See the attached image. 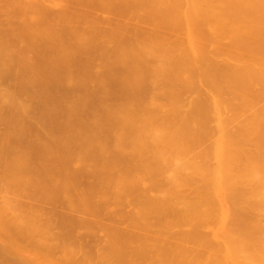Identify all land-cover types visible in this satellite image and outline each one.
I'll list each match as a JSON object with an SVG mask.
<instances>
[{"label":"rangeland","instance_id":"obj_1","mask_svg":"<svg viewBox=\"0 0 264 264\" xmlns=\"http://www.w3.org/2000/svg\"><path fill=\"white\" fill-rule=\"evenodd\" d=\"M21 1L22 4H25L27 0ZM34 1L40 2L39 4H41L42 9L40 13L33 14L23 11L17 3L3 4L0 7V38L3 39L6 45L5 47L10 48V53L12 55V61L10 62H3L0 60V264H264V233L259 232L258 234L257 232L256 235L248 236L233 235L230 233L229 228V213L235 210L242 215V219L246 221V223L254 224L257 222L260 223L264 229V183L254 179L246 172L244 161H237L233 164H229L227 171L220 176L225 178L229 183V188L225 189L221 187V184L218 182L220 178L217 180V178L214 177L212 171L213 166H211L216 138L222 134V132H235L237 130L236 126L239 123L244 122V120L252 116L259 117L263 115L264 97H249L248 100L250 102L246 107L240 108L238 115L233 117L229 111L221 110L216 112L215 106L211 102V96H203L196 93L197 91H202L200 88H193L197 90L195 92L191 90L192 88H187V86L185 88V82H182V86V83L178 81L181 87L176 82L175 87L177 91H175L176 89L174 88V91L172 90L173 92H169L171 89L167 90L168 92H163L165 89H163V91L162 89H160L161 91H155V87L152 88L151 86L138 90L139 92L137 93L130 94H119L112 90L104 91L100 82L101 69L99 67V61L101 60L102 64L107 63L105 61H108L110 56L108 60H106V58L104 59V57L107 54L111 55L109 51L113 49H117L118 53L122 52L121 55L118 56H126L127 54L124 51L129 47V44H126L128 45L126 47L125 43L121 42L124 38L121 40L122 36L115 32L118 30H115L116 26L114 27L112 24H118L115 23V21H122V24L125 22L122 25L124 28L121 27V23L118 24L123 30L118 28V26L117 28L121 30L118 31V33L123 32L125 38L128 37L127 39H130L129 36L136 34L135 29L139 28L138 30H140V33L146 35V37L143 36L144 39H141L142 41L145 40L150 33L147 26L149 27L152 23V19H147L151 20V23L148 21L150 24L147 25L148 22L144 23L141 17L144 23L142 27L144 26L143 28L144 30L146 29V33L148 29V34H146L145 31L141 32L143 28L139 27L136 20L133 19L135 18L133 16H136L138 13L135 12L137 9L135 10L134 7L135 11H133L129 7L130 2L134 0H130V2L128 0H123L124 2H122V4L121 2L118 3L120 4L118 6L122 5L123 7V3L126 1L129 2L127 9H129V12L132 10V12L135 13H128V15H131L128 17L130 20H128L127 15H125L128 11H125V13L124 11L121 12L122 9L117 6V10H121L120 12L122 15H120L118 14L120 12L117 11V13L114 11L116 10L115 8L111 10V7L109 8V0H103L102 5H105L104 7L107 8L102 7L101 10L99 6L97 8V6L92 4H88V6L84 4L81 5L75 0L74 2L72 0ZM115 1L116 0H113V2ZM153 1L151 2L153 3L155 11L157 10L156 12L160 14L159 10L161 9L163 13L165 10L162 9L164 8L157 7L159 6L158 2L164 0H156L155 3H158L157 7V3L155 4ZM168 1L166 2L168 3ZM171 1L173 2V0ZM210 1L212 2V0H190L189 2L187 1L188 4H186V0L185 2L181 0L182 3L184 2V4H182L180 0H177V3L180 2V5H185V7L187 5L189 6V3L191 4L190 6H193V3V8H195V6L200 7L201 11L199 7L197 10H193L190 6L188 7L191 9H189V12L192 11L191 13L193 14L194 12L197 13V15L194 14L193 16L190 15L191 13L187 16L188 8H183L184 11H186L185 16V13H183L186 19L189 16L194 18L197 16V20H200V18L208 20L210 18L211 22L212 18L209 17L210 15L208 14V16H206L207 11L211 13L213 10L216 15L218 14L217 12L222 11L220 8L223 7L230 12L229 8H227L229 6L226 0H223L224 3L221 0L223 5L221 2H218V6L220 4L222 5H220L221 7L219 6L220 8L217 7L219 11H217V8L213 7L215 4L212 2V5ZM227 1L232 2L233 0ZM234 1V4L238 3L236 5L237 7L235 5L231 7L233 10L235 8L236 11V8H238L243 1ZM262 1L260 5H258L259 3H255V5L260 6L259 8L261 9L262 7L264 8V5H262L264 0ZM151 2L149 3L151 4ZM239 2H241V4ZM250 2L251 1H249V3ZM133 3L131 2L132 5H136V0ZM162 3L160 2L165 8L169 7H166V5L171 4L170 2V4ZM177 3H172L173 5L171 6L174 7ZM228 3L229 5L233 4L230 2ZM244 3L248 5V8V2L246 3L245 1ZM244 3L239 6V9L241 7V11L242 8L245 7ZM145 4H147V2ZM139 5L141 9L138 8ZM148 5H145L146 11L150 9ZM224 5L226 7H224ZM181 6L179 9H177L178 5L174 7H177V11H173L175 12L173 15L183 12ZM251 6L256 9L254 10L251 8L252 11L257 12L256 7L258 6H254V3L251 4ZM124 7H126V5H124ZM136 7L138 11L140 10V14L141 11H145L143 8L144 6L140 3ZM147 7L149 8L147 9ZM153 7L150 11H153ZM213 8H215L216 11ZM251 9H247V12L243 11L240 14H244L245 12V16H248L247 13L250 12V17L248 16L247 18H251L253 14L256 15L252 17L254 23L251 21L252 19L249 21V24L252 23V28L248 27L249 24L247 25L245 24L246 22L243 21V18H245L244 15H242L241 19L237 18L239 10L235 15L238 20L233 16V18H231L232 20L234 19L235 22H228L232 28H229L227 18V20L224 19L226 20L225 22L221 18L219 20L220 22L218 20L216 21L215 18H213V20L216 22V25L218 24L217 27L220 26L224 29L228 27V33L226 30H223L226 34L232 33L227 36L229 40L233 38L234 40L232 41H236L239 39V35L237 37V34H244L246 32L243 35L246 39L240 36V40L242 39L241 41H243V44L240 43L244 46L245 41L254 33L250 31L251 34L246 35L250 33L248 32L249 28L254 30L253 28L255 26L253 27V24H258L255 30L256 28L259 29L261 25H259V23L264 22L261 21L264 19V12L259 9L260 12L258 11L259 13L256 14V12L252 13L250 11ZM198 10L201 15L197 12ZM227 10L226 13L229 14ZM233 10L232 12L235 14ZM145 12H142V15ZM154 12H151L152 15ZM156 12L155 15L157 14ZM202 12L204 14H202ZM214 12H212V14ZM220 12L217 17H221L220 15L222 13L220 14ZM261 12L262 14H260ZM123 13L125 18L121 17ZM149 13L147 12L145 15L148 16ZM162 13L161 15L157 14L160 20V16L163 15ZM169 13H171L169 14L171 15L170 18H173L172 12ZM116 14L120 15L118 17L122 18L121 21H118V19L121 18H118ZM167 14L168 12L166 13L165 11L162 17L167 16V18H169ZM227 14L222 15L224 17ZM240 14L238 15L239 17H241ZM258 15L263 19H261L260 22L255 19L258 21L256 23L254 18L257 17V19H260ZM147 16L145 17L147 18ZM149 16L151 17V15ZM180 16L182 17V14ZM153 18L155 21L156 19L154 16ZM170 18L168 22H170L169 25H172ZM194 18L191 19L194 20L196 25L199 20H196V23ZM125 19L129 21H127V24ZM159 19L157 18V20ZM144 20L146 22L145 18ZM204 20L203 22H205ZM132 21H134V23H132ZM154 21L153 24H151L152 26L150 25L152 30L154 27L153 25H155ZM183 21L178 19L177 22L172 23H174V25L178 23V26L185 30L186 25H182L185 23ZM191 21H188L187 25ZM236 21L242 22L237 23ZM138 22L140 24L142 23L140 21ZM161 22L162 21L159 23ZM201 22H199L201 27L204 25V28L206 26L209 30L212 28L214 32L220 28H216V26L213 28L212 25L215 24L214 22L212 25L209 22L206 25L201 24ZM243 22H245L244 28H248L246 31L244 29L242 31V28L241 30L239 29L240 26L238 25H242ZM163 23L164 21L161 24ZM179 23L181 24L179 25ZM232 23H237L239 30L234 27L236 24L232 25ZM161 24L159 26H161ZM192 24L190 25L194 28L193 30L199 28H195L197 25L194 26V24ZM209 24L211 28L207 27ZM178 26L176 27L178 28ZM188 26L186 27L187 30H189ZM111 27H114L113 30L115 31H113V33L115 32L114 35L117 34L116 36L121 41H117V38L112 37V31H108V29L112 30ZM241 27H243V25ZM40 28H44L45 31H48L49 35H47V33L38 34L37 30ZM131 28L134 30V33ZM155 28L156 27H154V30L158 31L157 34L159 35V29L157 28L156 30ZM177 28L174 26L175 30H177ZM234 28L237 30L234 31ZM263 28L262 26L260 30H263ZM104 29L107 31H104ZM167 29L163 30L166 31L165 34L162 32L160 35L163 34V36L165 35L167 37L166 33H168L169 35L167 38L169 39L171 38V34L175 37L178 36V34L187 32H181V30L178 29L177 33L173 31V34L172 32L170 33V28ZM191 29L190 31H192ZM200 29L201 28L198 30L202 31ZM207 30L206 33H203V31L202 33L198 32L199 36H201L200 34L207 35ZM209 30L208 32L210 33L212 30ZM219 30H221L219 32L221 34L222 29L220 28ZM190 31H188V34ZM258 31L256 30L255 33ZM195 32L197 33V31ZM225 32L223 33L225 34ZM91 33H101L102 36L111 33L112 36H109L112 38L109 39L113 40L115 38L117 41L113 44V42H115L114 40L113 42L109 41L111 42L109 43L107 40L108 38H104L107 40L104 43L102 38L103 45H109L106 49H110L109 51L105 50L107 54L103 55V58L99 57V50H93L88 55V58L83 54L81 60H61L56 62V60L52 61L54 54L44 49L47 41H58L61 39L62 43L66 45L67 39L71 34L84 36ZM154 33L156 34V32H153L152 37L155 36ZM193 33L194 31L190 35L195 37ZM215 33L210 34V38H208V36L202 37H207L209 44L204 41H208L207 39L202 40L206 44L200 42V44L202 43L201 45L207 46L208 44V46L211 47L210 49H208L209 47L205 49L204 46L198 45L197 41L201 38L195 41V39L191 37L192 44L195 41V45L204 47L203 50L208 51L204 52L201 48L197 49V46L194 47L195 45L193 44V47L196 48V54L194 49L192 51V47H189L193 52V54H190L192 56L188 54L192 58L186 57V52H188L189 48L185 51L188 45L183 47L182 41L186 42L185 37L183 38L184 34L179 35L183 38V40H181L178 36L180 39L177 40L181 42L179 46L182 44V48H186L183 50L180 46L183 52L185 51V53L179 51L181 52V56L183 55L184 57L186 55L184 58H188L189 61L190 59L192 61L193 57H195L196 60H194L198 65L202 66L204 64L203 68L205 71L210 69H206V67L211 64V61H207L206 63V60L202 58L204 57V59H206L207 56V59H210V57L214 58V56H216L217 53H215V55L212 53V51H215L212 50V45L215 43ZM220 34H217V36L219 35L220 37ZM256 34L254 36H256ZM139 35H137V37ZM212 35L214 36L211 37ZM222 35L223 34H221V37L224 38L225 35ZM232 35L234 37H231ZM258 36H260V34H258ZM258 36L257 39H255V37L252 39L258 41ZM135 38L136 36L132 39L135 40ZM159 38L160 36L157 37V40ZM167 38H165V40ZM187 38L190 41V36H187ZM211 38L214 41H210ZM220 38L217 42H221L223 38ZM154 39L156 38L154 37ZM228 39L226 40L229 41ZM130 40L129 42L131 45H134ZM159 40L162 41L161 39ZM171 40L174 41V39ZM188 40L186 44L189 43ZM223 40L222 43L224 45L221 43V46L224 48L227 43H230L224 42ZM250 40L246 43L247 45L252 43ZM124 41L127 40L125 39ZM152 41L151 43L153 45L154 41ZM149 42L150 41H148V43L144 42L145 46H142L146 48L142 47V50L149 49ZM163 42L165 43V41ZM169 42L171 44V41L168 40V42H166L167 44L165 43L163 47L166 48ZM217 42L216 45H218L217 47L219 48L220 44ZM259 42L263 43L264 41L262 42V39L258 41V44L263 48L264 43L262 46ZM134 43L136 44L135 41ZM210 43L213 44L211 45ZM235 43H238L239 47L241 46L239 42ZM146 44H148L149 47H147ZM160 44L155 45L157 48L155 50L165 49H161L163 47ZM174 44L177 43L174 42ZM174 44L172 42V45ZM192 44L190 41V45ZM137 46L139 47L141 45ZM137 46H133L134 49L132 50L130 49L132 47L128 49H130V51H136L139 49H135ZM153 46L151 48H153ZM157 46L161 48L158 49ZM215 46H213V48ZM249 46L256 47L257 43L256 46ZM177 47L175 51L166 49L170 52H177V50H180ZM226 47L224 48L225 50L228 49H226ZM234 47H237L236 44L233 48ZM218 48H216L217 52L220 50ZM229 48V50H232V42ZM250 48L251 47H249V49ZM104 49L105 47H103V51ZM237 49L239 48H236V52L238 53H244L243 51L247 50L246 48H243L244 50L242 51H238ZM155 50H150L154 51L153 53L147 50V53L157 62L160 59L164 60H160L158 63L168 61L165 63H168L167 65L172 68L171 63L175 59V53L173 54V52H171L173 54L171 57L172 54L169 53V51V54H167L166 50V59H162V54L164 53L160 51L158 55L157 52L155 55ZM200 50L204 52V54L208 53V55L210 52L209 50H211L212 55L203 56L204 54L201 52V55L203 54L201 58L200 54L197 55ZM229 50L227 51L228 53L221 50V52L223 51L222 55L218 52L217 56L219 57H215V61L212 59L214 64L209 66L211 69L212 66H217L216 68L219 69L222 60L224 59V62L226 60L224 63L226 67L222 64L223 68L219 70L213 68L214 71L220 75V71L224 72L230 70L229 72H231L235 64L237 62L240 63V61H237V58L240 59L241 54L237 57L234 53L233 57L237 58L233 60L232 54H229ZM233 50H235V48ZM114 52L116 53V51ZM142 52L143 51H141L140 54ZM224 52L226 55L228 54L230 56V59L237 62L234 63L229 61V59H225L228 55L224 57ZM255 52L256 51H253L254 54L252 55L247 53L250 57H246V53L243 54L245 59L241 56L244 60L249 58L247 60L248 62L245 61V63L249 65L246 66V64L240 63V68L237 67L240 64H236V67L242 75L239 72H237V74L244 76L243 79L248 75V79L252 76L253 80H255L256 78L254 79V77H257V74H259L257 72L261 67L256 69L257 67L255 68V65L257 66V64L253 66V64L256 63L254 61L258 60L259 62V55H257V52L255 55ZM258 52H261V50ZM263 52L262 49V54H260L264 57ZM138 53L139 52H137V54ZM147 53H142V57L144 54V58H146ZM250 53L252 52L250 51ZM135 54L133 53V57ZM137 54L135 56H137ZM149 54L147 58L151 59ZM177 54L178 52L176 55ZM194 54L199 56L202 60H199ZM220 55L223 56V59L220 58ZM253 55L256 56V59L251 58ZM118 56L114 55V57ZM155 56H157V58ZM167 56L172 58H169L172 60H170L171 63L167 60ZM126 57H118L121 59L118 60V62L124 61ZM133 57L130 56V60L129 58L127 59L130 61L127 62L129 64L122 61L126 63L125 66L130 65L129 67L127 66V69H129L128 74L125 72L122 73L121 70L123 71V69L120 67H118L120 71L113 67L114 69L112 70H116L117 72H115L114 76L118 74L117 77L121 78L123 74H127V78L148 77L149 79L147 78V80H150L152 76L155 77L153 72L156 71L158 67L156 62L152 64V59L150 60V65H152V67L155 65L156 68H152L151 66L148 67V64L146 65L148 62L143 63L148 69L151 67L150 72L147 69L144 73L143 69L146 67L144 66L145 68L142 69L143 65L141 62L149 60L147 58L143 60V58L139 56ZM158 57L161 58L159 59ZM183 57L179 58L182 60L184 59ZM136 58H138L139 61L142 59L140 62L136 60V62L142 65V67L140 66L143 70L140 69V72L142 71L144 74L142 76H137L140 72H137L138 69L136 66L138 63L135 64L136 62L133 61ZM179 58H176L178 62L180 61L184 65L188 64L186 62L187 60L184 61V59L183 61L185 63H183ZM219 58L222 60H218ZM250 58L251 60L254 59V61L252 60L254 63L251 62ZM242 59H240L241 62H244ZM115 60L117 61V59L114 58V62H116ZM197 60H199V62L203 61L204 63L199 64ZM227 60L231 63L227 62ZM84 61H91L90 64L93 75L89 78L82 76L80 73L86 65ZM111 61L113 62L112 59ZM131 61L133 62V69H137L135 72L131 70ZM177 61H173V63ZM216 61H220L221 63H217ZM249 61L254 68L251 67ZM263 61L264 59L260 61L259 65H262V63L264 64ZM215 62L217 63L216 65ZM108 63L111 62L108 61ZM165 63L162 65H165ZM190 63L188 65H190V69H192L191 73H193L192 75L194 76H192V79L195 80V77L197 78V76H195L197 70L195 69L196 65H194V62L191 63L192 66H195V68L193 67L195 69L193 71ZM113 64L111 63L110 65L114 66ZM116 64L123 65L117 62ZM177 64L178 63H175L176 66ZM230 64H232L233 67L229 69L228 67H231ZM103 65L102 71L105 69L107 70V68L110 69V67H107L109 64L105 65L107 68H103ZM198 65L197 68L199 67ZM244 65L247 68L250 66L251 69H247ZM165 66H160L161 70L158 67L159 70L156 71V75L159 71L161 73L163 68L164 73L158 74L163 77L164 75L162 74H165L164 79H167V75L171 74L167 80H170L172 76L173 80L175 79L174 76L181 79V77L187 76L185 72L189 69V67L186 66L185 69H187V67L188 69L182 70L178 65L177 67L181 70L180 73H182L180 74L174 72L178 68L174 69V71H170V69ZM176 66L173 64V68ZM164 67L170 71V73L167 72L166 74L165 72L167 70L165 71ZM244 67L247 71L242 69ZM182 68L184 69V67ZM237 68L235 72L238 71ZM125 69L124 71H126ZM199 69L201 70L202 68L200 67ZM106 70L103 72L109 74L107 77L110 76V73H112V75L114 74L111 69L110 72ZM200 70L198 74L203 73H200ZM249 70H253L252 73L254 74L255 72L256 74L254 76L250 75V73L248 74ZM261 70L262 69H260V71ZM132 71L135 75H132ZM205 71L204 74L207 73V75H209L208 72ZM118 72L122 75L120 76ZM226 72L223 73L225 75L228 74L226 76L230 74H232L230 76H237L235 73V75H233L234 71L231 73ZM129 73H131V75ZM187 73H190L189 70ZM263 73L264 68L261 71V74L264 76ZM204 74L200 75L199 79L203 77L205 79ZM219 74L216 75L219 76ZM112 75L110 77H113ZM262 75H259L257 79L259 80ZM187 77L191 78V75L189 74ZM210 77L211 76L208 78ZM124 78L122 77L121 79ZM155 78H159L160 81L163 80L159 75ZM189 78L186 79L185 77L182 81L192 80ZM156 79L153 78L152 80ZM175 80L177 81V79ZM148 88H152L153 90L145 91L146 89L148 90ZM181 88L182 91H180ZM156 89L159 90L158 87H156Z\"/></svg>","mask_w":264,"mask_h":264},{"label":"bare ground","instance_id":"obj_2","mask_svg":"<svg viewBox=\"0 0 264 264\" xmlns=\"http://www.w3.org/2000/svg\"><path fill=\"white\" fill-rule=\"evenodd\" d=\"M72 1L74 2V0H72ZM75 1H78L77 3H79V4H81V5L84 4V5H87V6H88V4H89V5L92 4V5L97 6V8H98V6H99V9H100V10H101L102 7L105 6V5H104V6L102 5L103 0H75ZM128 1L130 2V0H128ZM128 1H126V2H128ZM140 1L142 2V1H146V0H140ZM140 1H139V0H136V5H132V4H131V2L133 3V2H135V0L130 2V6H129V7H130L133 11H135V10L137 9V11H135L136 13H137V12H138V13L140 12V10L138 11V8L141 9V6H140V5H139L138 8L136 7V6H138L139 3H140L142 6H144L143 8L145 9V7H146L145 5H148V3L151 2V1H153V0H151V1H150V0H147V1H146L147 4H145L146 2H142V3H144V4H142ZM155 1H156V0H154L153 2L155 3ZM157 1H159V0H157ZM166 1H168V0L159 1V2H158V3H159V6H158V3L156 2V3H157L156 7L158 6L157 8H164V9H162V10H165L166 13L168 12L167 15H168L169 18H170L171 15H169V14H171V13H169V12H172V15H173V13H175V12H173V11H177V10H176L177 7H176V8H174V7L178 5V8H177V9H179L180 6H181V5H180L181 0H180V2H178V3H177V0H175V1L173 0V2H172L171 0L168 1V3H169V2L171 3V4L169 3L170 5H166V4H165L166 7H167V6L170 7V8L167 7V8H169L168 10H166L167 8H165V6H162V5L160 4V2H161V3H162V2L167 3ZM178 1H179V0H178ZM182 1H183V0H182ZM187 1L189 2L190 0H186V4H188ZM193 1H197V0H193ZM215 1H216V3H215ZM215 1L212 0V2L215 4V6L213 5V3H212L211 1H210V2L212 3L213 7L217 8V7H219V6L221 5V4H220V5L218 6V4H219L218 2H221V3H222L223 0H222V1H221V0H220V1H219V0H218V1L215 0ZM233 1H234V0H233ZM233 1L231 2V1H227V0H226L227 5L229 6V7H227V8H229V11H230V12H228V10H227L226 8H223V7H222L223 9L220 8V7L223 5L224 1H223L222 5L219 7L220 10H222L223 12H222V11L220 12V11H219V8H217V9H218L217 11H219L220 14L222 13L223 15H224V14H227V13H226V10H227V12H228L229 14H227L226 16H224L225 18L223 17L222 14L220 15L221 17L218 16V17H219V18H218L217 15H219V12H217L218 14L215 15V12H214L213 10H212V12H214L213 14H212V12L210 13L209 11H207V12H206L207 15H206V13L203 11V12L205 13L206 16H208V14L210 15L209 17L212 18V19H211V22H210V18L208 19L209 21H208V20H204L203 18H202V19L200 18V20H201L202 22H203V20H204L205 22L202 23V22L198 19L199 22H201V24H205V25L208 24V22L211 23V25L215 23L214 25H212L213 28H214V26H216V28H218V27H220V26L217 27L218 24L216 25V22H214L213 18H215L216 21H217V20L219 21L220 18H221L222 20H224V19L227 18V19H228V20L226 19V20H227V23H228V22H233L234 19L232 20V18H233V16H234L235 19H236V16H235V15L237 14V11H238V10H239V12H238L239 14H240L241 12H243V11L247 12V9H251V8L254 9V10H256L254 7H252L253 5L251 6V4L254 3V6H258V5L261 4V1H262V0H261V1L259 0L260 2L257 0L259 4L257 3L256 0H253V1H252V0H249V1L252 2V3L250 2L251 4L249 3L248 0H239V1H243V3L246 1V3L248 2L249 7L251 6L250 8H249V7L247 8L248 5H246V4L244 3L246 8H245L244 6H243V7H244L246 10H245L244 8H242V11L240 10L241 7H240V9H239V6L243 5V3L241 4V2H239L241 5H239L238 8H236V11H235V8H234V10H233V8H232L231 6H234V5L236 6L238 3H237V4H234ZM106 2H108V1H106ZM109 2H110L109 8L111 7V8H110L111 10H112L113 8H115L116 10H114V11H116V12H117V11L120 12V11H121L120 9L117 10V8L120 7V8L122 9L121 12L124 11V13H125V11H128V12L125 13V15H127V18H128L129 16H131V15H130L131 13H134V12H132V10L129 12V9H127V8H128L127 6H128V4H129V2H128V3H126V2L123 3V7H122V5H121V6H118V5H120V4H118V3L121 2V4H122V2H124L123 0H118V1L116 0L115 2H113V0H112V1L109 0ZM109 2H108V3H109ZM112 2H113V3H112ZM175 2H176L177 4H176L174 7L171 6V5L175 4ZM184 2H185V0H184ZM184 2H183V3L181 2V3L184 4ZM228 2H230L231 4L233 3V4H232V5H229ZM234 2H237V1L235 0ZM262 2H263V1H262ZM11 3H17V4H19V7H20L23 11H27L28 13H33V14H34V13H40L41 10H42V9H41V4H39L40 2L38 3V1H34V0H27L25 4H22V1H21V0H0V7H1L3 4H11ZM75 3H76V2H75ZM111 3H112V4H111ZM156 3H155V4H156ZM164 3H162V4H164ZM168 3H167V4H168ZM172 3H173V4H172ZM198 3H199V2H198ZM255 3H257L258 5H255ZM133 4H135V3H133ZM155 4H154V6H155ZM112 5H113V7H112ZM114 5H115V6H114ZM124 5H126V7H124ZM151 5H152V6H151ZM160 5H161V6H160ZM190 5H191V4L189 3V6H190ZM192 5H193V6H190V7L193 8V7H194V4L192 3ZM198 5H199V4H198ZM216 5H217V6H216ZM262 5H264V3H263ZM262 5H261V6H262ZM117 6H118V7H117ZM131 6H132V7H131ZM148 6H150L149 11H146V9H145V11H146V12H145V11L142 9L143 11H141V14H140V13H139V14L137 13L136 16H135V15L133 16V17H135V18H133V17H131V18L135 19V20H136V23L138 24V26L141 27V28H143L144 26L142 27V25H144V23H147L148 21H149V22L151 21V20H147V19H152V21H151L152 23H151V22H150V23L153 24V21H154V20H153V19H154L153 16H154L155 19H156V20H155L156 23H157V22H158V23H157V26H156V23H155V21H154V24H155V25H153V26L156 27V28H155L156 30H157V28L159 29V31H160V32H159V35L157 34L158 31H155V30H154V27H153V30L151 29V26H152V25L148 22L147 25H149V24L151 25V26L149 25L150 28L147 26V28L150 30V33H149V34H150V37H149V34H148V29H147V33H146V29L144 30V28H143V30H141V32L145 31V33L148 34V35H147V36H148V37H147L148 39L145 38V40H142V41H141V39H144V37H146V35H143V33H140V30H138L139 28H138V29H135V30H136V32H135L136 34H134V35H133L134 30L131 28L132 31H133V33H132L133 36H129L131 40H130V39H127L128 37L125 38V35H123V32L118 33V31H121V30H123V28H124L122 25H123L125 22L123 21L124 23H123V24L121 23V22H122V21H121V20H122L121 17H124V18H125V15H124V13H123V16L118 17V16L122 15V13H121V12H120V13L117 12L118 14H120V15H117V14H116L117 17H118V18H121V19H118V18H117V19H118V21H121V22H116V21H115V23H118V24L121 23V27H123V28L121 29L120 26H118V24L115 25V24L113 23L112 25H114V27L116 26V27H115V30H118V31L113 30L114 27H111L112 30L108 29V31H112L113 36H112L111 33H110V34L107 33V34L105 35L106 37H105L104 35L102 36L101 33H99V34L91 33V34L84 35V36H82V35H78V34H71V35L69 36V38L67 39V44H66V45H64V44L62 43L61 39H59L58 41H52V40H51V41H47L48 43H47V42L45 43V47H44V49H45V50H49V52H50L51 54H52V53L54 54V55H53V60H52V61H55V60H56V62H59V61H61V60H68V61H77V60H81V56H82V58H83V54H84V56H85L86 58H88V55H89L90 52L93 51V50H99V57H100V58H101V57L103 58V57H104L103 55H106V54H107V53H105V52H107V51L110 50V49H108V48L106 49V47H108L109 45H106V46L103 45V40H104V43H105V41H107V40H108V42H109V41H112V42H113V40H114L115 42H113V44H115L118 40H120V39H118V37L116 36V35L118 34V35L122 36L121 40L124 38L123 41H121V40H120V41H121L122 43H125V45H126V44H129V47H132V48H130L131 50L134 49L135 45H136V46H137V45H141V46H139V47L137 46V47L135 48V49L139 48V49H137L138 51L136 50L137 52H139L138 54H137V52H136L135 50L130 51V49H128L129 47H128L127 50H125V51H124V49H123V51L126 52L127 55H126L125 53H124V54H125L127 57H128V55H129V57H128L129 60H130V56L133 57V53L135 54V52H136L137 56H139V57L143 58V60H145V59L148 57V54H149V53H147V50L150 51L151 49H152V50H153V49H154V50L157 49L155 45H159L160 42H161L160 45H161L162 47L165 46L164 44H165L166 42H168V40L171 41V44H170V42L168 43L170 46L172 45V42H173V44H174V42L177 43L178 45H177V44H174V45L179 46V43H181V42H179V40H177V39H180V38L182 37V36H179V35H181V34H182L181 32H183V31H187V32H186L187 35H186V33H183V34L186 35V36H184V35L182 34V35H183V38L185 37L186 42H187V40H188V38H189V37L187 38V36H190V38L193 37V36H191L190 34L194 31L193 34H195V37H193V38L195 39V41H196V39L198 40V38H201V39H199L200 41H199V40L197 41V42H198V45H201L202 43H203V44H206V43L209 44V40L207 39V37H206V38H202V37H204V36H208V38H210V34H212V33L214 34V33L216 32V33H215L216 36H214V35L211 36V37H213V36L215 37V43H214V44L216 45V42H217L218 39L221 37V34L225 35L226 32H227V29H228V27H227V29H226V28L224 29V28L220 27V28L222 29V33H221V34L219 33V32L221 31V30H219L220 28H218V30H217L218 33H217V31L214 32V31L212 30V28L210 27V24L207 25V27L211 28V30H212L213 32H212L211 30H209L208 28H206V26H205V28H204V25L202 26V27H203V29H202L200 23H199V22L197 23V21H198V20H197V16H196L197 13L194 12V14H196V15H195L196 18L192 17L194 14L191 13L192 11L189 12V9H190V8H188V7H189L188 5H187L186 7H185V5L181 6L183 12H180V13H179L180 15L182 14V17L185 18V19H183L179 14H177V15L174 14V15L172 16L173 18H170V19H171V20H170V21H171V24L173 25V26H172V25H169L170 22H168V21H169V18H167V16L162 17V16H164V12H165V11L162 13V12H161V9H160V10H159V11H160V14L157 13V12H156L157 10L155 11V8L153 7V3H152V2H151V4L149 3ZM134 7H135V10H134ZM152 7H153L154 9H153V11H150V10H152ZM198 7H199V6H198ZM198 7L195 6V8H193V10H194V9L197 10ZM224 7H226V6L224 5ZM230 7H231L232 9H231ZM236 7H237V6H236ZM259 7H260V6L256 7V8H257V12L254 11V12H256V14L260 12L259 9H260L262 12H264V8L262 7V9H261V8H259ZM104 8H107V7H104ZM124 8H125V9H124ZM148 8H149V7H147V9H148ZM172 8H173V9H172ZM183 8H184V9H187V8H188L187 16H188L189 13H191L190 15H192L191 17L189 16L190 18L188 17L189 19L187 18L188 21H191L193 18L195 19V21L197 20V21H196V23H197L196 25H197V26L195 25L194 20H192L193 22L191 21L188 25H190V24L193 23L194 26H196L195 28H197V27L201 28L200 30H202L203 33H204V32L206 33V30H207V29H208L209 31H211L212 33H211V32L209 33L208 30H207V35L200 34L201 36H199V33H198V32L202 33V31H199V30H198L199 28L196 29V30H193L194 28H193L191 25H190V26L187 25L188 21H187L186 17H184V16L186 15V13H185L186 11H184ZM215 8H213V9L215 10ZM258 8H259V9H258ZM224 9H225V10H224ZM230 9H231V10H230ZM243 9H244V10H243ZM252 9H251L250 11H251L252 13H254V12L252 11ZM102 10H103V9H102ZM171 10H172V11H171ZM190 10H191V9H190ZM199 10L201 11L200 7H199ZM199 10H198L197 12H199ZM210 10H211V9H210ZM232 10L235 12V14H233ZM154 11H155L158 15H161V13L163 14L162 16H160V17H161V20L159 19V16H157V14L155 15V12H154ZM159 11H158V12H159ZM179 11H180V10H179ZM215 11H216V10H215ZM224 11H225V13H224ZM258 11H259V12H258ZM105 12H106V11H105ZM142 12H145V13H147V12H148V13H149V12H150V13H151V12H154V14L152 15V13H151V14L149 13L148 16H147V15H145V13L142 15ZM203 12H202V14H204ZM208 12H209V13H208ZM245 12H244V14H243V13L240 14L241 17H239V16H238L239 14H237V18H240V19H241V18H242V15H244V17H245V18H243V21H245L246 23H245V22L242 23L243 27H241V26H242L241 24L238 25V26H240V28L237 26V23H240V22H242V21H239V22L236 21L237 23H234V24H236V26H234V27H236L237 29L239 28L240 30H241V28H242V31H243V29H244L245 31H246V29H248V28L245 29V28H244V25H245V24L248 25V24L250 23L249 21L252 19V17H253V16H256L255 14H253V16H251V18H247V17L249 16V13H250V12L248 11V12H249V13H247L248 16H245V15H246ZM262 12H261L260 14H262ZM128 13H130V14L128 15ZM183 13H185L184 16H183ZM107 14H108V12H107ZM111 14H112V12H111ZM114 14H115V12H114ZM134 14H135V13H134ZM199 14H200V12H199ZM199 14H198V15H199ZM211 14L213 15V17H212ZM231 14H233V15H231ZM260 14H259V15H260ZM109 15H110V13H109ZM116 15H115V16H116ZM132 15H133V14H132ZM138 15H140V16H138ZM141 15H142V16H141ZM149 15H151L152 18H151ZM165 15H166V14H165ZM200 15H201V14H200ZM200 15H199V16H200ZM259 15H258V16H259ZM263 15H264V13H263ZM110 16H111V15H110ZM145 16H147V18H146ZM176 16H177V17H176ZM179 16H180V18H179ZM215 16H216V17H215ZM227 16H230V17H227ZM261 16H262V15H261ZM111 17H112V16H111ZM136 17H139L140 19H139V18H136ZM141 17H142L144 23H143ZM149 17H150V18H149ZM156 17H157L159 20H157ZM200 17H202V16H200ZM203 17H204V16H203ZM222 17H223V18H222ZM231 17H232V18H231ZM249 17H250V16H249ZM112 18H113V17H112ZM127 18H126V19H127ZM144 18L146 19V22H145ZM166 18H167V19H166ZM174 18H175L176 20H175ZM181 18H182V19H181ZM191 18H192V19H191ZM204 18H205V17H204ZM230 18H231L232 21L230 20ZM246 18H247L248 20H247ZM258 18H260V19H257V17H256V18H254V20L256 19V20H259V22H260V20L263 19L264 16H263V18L260 17V16H259ZM115 19H116V18H115ZM126 19H125V21H126ZM138 19H139V20H138ZM165 19H166V21H165ZM172 19H173V21H172ZM178 19H180V21H183V20H186V21H187V23H186V21H183V22H185V23L182 24V25H184V26L186 25V26H185V30H184V28H181L180 26H178V23H177L176 25H174V23H172V22H177ZM190 19H191V20H190ZM240 19H239V20H240ZM244 19H246V20H244ZM109 20H111V19H109ZM128 20H130V19L128 18ZM128 20H127V21H128ZM212 20H213L214 23L212 22ZM226 20H224V22H225ZM236 20H238V19H236ZM256 20H255V22L257 23L258 21H256ZM127 21H126V24H127ZM138 21H140V22H142V23L140 24ZM160 21H162V22L164 21V23H163L164 26H163V24H161L162 22L159 23ZM206 21H208V22H206ZM247 21H248V22H247ZM251 21L254 23L253 19H252ZM261 21H264V19L261 20ZM128 22H129V21H128ZM167 22H168V23H167ZM219 22H220V21H219ZM222 22H223V21H222ZM234 22H235V21H234ZM130 23H131V22H130ZM132 23H134V21H132ZM165 23H166L167 25H166ZM244 23H245V24H244ZM256 23H255V24H256ZM263 23H264V22H261V23H259V25L261 24V25L264 27ZM139 24H140L141 26H140ZM160 24H161V26H159ZM180 24H181V23H179V25H180ZM193 24H192V25H193ZM228 24H229V23H228ZM234 24L232 23V25H234ZM107 25H108V24H107ZM128 25H129V23H128ZM135 25H136V24H135ZM168 25H169V27H168ZM198 25H199V26H198ZM247 25H246V26H247ZM256 25H258V24H256ZM256 25L253 24V27H254V26L256 27ZM261 25H260V27L258 26L259 29L256 28L257 31L260 30V28H262ZM117 26H118V28H120L121 30L118 29ZM138 26H137V27H138ZM145 26H146V25H145ZM162 26H163V27H162ZM170 26H171V27H170ZM174 26H175V28H177L176 26H178L177 30L174 29ZM187 26H188V29H189V30H187V28H186ZM228 26H229V28H232V26H230V24H229ZM137 27H136V28H137ZM159 27H160V28H159ZM161 27H162V28H161ZM164 27H166V28H164ZM182 27H183V26H182ZM190 27H191L192 29H191ZM248 27H251V28H252V23L249 24ZM255 27L253 28L254 30H252L251 28H249V31L247 30L248 32L252 31V32H254V33H252L253 36H252L251 32H250V33H247L246 35L251 34V37H250L248 40H246V41L244 40V39H246L245 36H243L246 32H245L244 34H243V33H242V34H237V33H236V34H237V37H238V35H239V37H238V38H239V39H238L239 41H238V40H236V41H232V40H234L233 38H231V40L228 39L227 36L230 35V34H232V33H230V34H226L224 38L221 37V38H223L224 40L220 38V39H221V42H217V43L220 44V47H221V48H223V47L221 46V45L223 44V43H222V40H223L224 42H225V41H226V42H229L230 44L227 43L228 45L225 43L227 47L224 46V48H225V47H226V49L228 48L227 50H225L224 48L221 49L220 47L218 48V47H217L218 45L215 46L213 43H212L213 45L210 43V44L212 45V50H215L214 52L212 51V53H213L214 55H215V53H217L216 56L213 55L214 58H213V57H210L211 60H210V59H207V56H206V59H204V57H203V56H205V55H208V53H207V54H206V53L204 54V52H206L207 50H206V51L203 50L204 47H205V49H206V47H207V48L209 47L208 44H207V46H206V45H201V46H204V47L197 46V45L194 44L195 41L193 40V41H194L193 44L195 45L194 47L197 46V49L201 48V50L204 51V52H202V51L200 50V51L198 52L197 55H199V54L201 55V52H202L204 55L202 54L203 56L201 55V58L203 57L202 59H203V60H206V61H205L206 63H207V61H209V62L211 61V64H214V61L216 60L215 57H219V56H217V55H218V52H220L221 55H222V52H223V51H225L226 53H228L227 51L230 49V48H229V45H230V47H231V42H232V50H233L234 48H235V50H233V51H232V50H229V52H230L229 54H232V58H233V60H234V59L236 60V58L238 57L239 54H241V55H240V59H242L241 56L244 57L243 54L246 53V54H245V55H247L246 57H248V56L250 57V55L254 54L253 51H256L258 54L255 52V55H256V54L259 55V56H258V57H259V62H258V60H257V61H254V59H256V58H255L256 56H254V55H253V57L251 56V58H254V59H252V60H253L254 62H256V63H254V62L251 60V58H250V60H251L252 63H254L253 66H254L255 64H257V66L255 65V68L257 67L256 69H258V67H261V68H259V71H260V69L263 70V68H264V67H263L264 64L262 63V65H263V66H262V65H259V63H260L261 60L264 59V57L261 55V54H262V53H261V52H262V49H263V51H264V46H263V43H264V42H263V41H264V37H263V35H264V33H263V32H264V28H263V30L261 29L262 32H261V30L258 31V32H256V33L260 34V36H258V34L255 33V31H256V30H255ZM129 28H130V26H129ZM167 28H168V29L170 28L169 31H170V33L172 32L173 34H174L175 31H176V33H177L178 29H180L181 32H180V30H179V32H180L181 34H178V36H179L180 38H179L178 36H175V37H174V36H172V34H171V38L169 39V38H167L168 35H169L168 33H166L167 37H166L165 35L163 36V34H165V32H166V31H163V30H164V29H167ZM216 28H215V30H216ZM160 29H162V30H160ZM168 29H167V30H168ZM171 29H173V30H171ZM182 29H183V30H182ZM190 29H191L192 31H190ZM204 29H205V30H204ZM223 29L226 30V32H225ZM237 29H236V30H237ZM239 29H238V30H239ZM250 29H251V30H250ZM102 30H103V29H102ZM105 30H106V29H104V31H105ZM127 30H128V29H127ZM151 30H152V31H151ZM236 30H235V28H234V31H236ZM106 31H107V30H106ZM113 31H115L117 34L114 35L115 32L113 33ZM124 31H125V30H124ZM132 31H131V32H132ZM137 31H138L139 33H138ZM173 31H174V32H173ZM188 31H190L191 33L189 32V34H188ZM195 31H197V33H196ZM37 32H38V34H40V33H41V34H42V33H43V34H46V33H47V35H49V32H48V31H45L44 28H40V29H38ZM129 32H130V31H129ZM153 32H156L157 37L160 36L159 39H161L162 41H160L159 39H158L159 41L157 40V37H156V34H155V33H154L155 36L152 37V35H153L152 33H153ZM162 32H164V33L161 34V35H162V36H161L160 33H162ZM223 32H225V34H224ZM229 32H230V31H229ZM238 32H239V31H238ZM137 33H138V34H137ZM176 33H175V35H176ZM208 33H209V35H208ZM227 33H228V32H227ZM240 33H241V31H240ZM261 33H262V34H261ZM121 34H122V35H121ZM139 34L142 35V36H140ZM196 34H197V35H196ZM217 34H220V37H219V35L217 36ZM255 34H256V36H254ZM109 35H111L112 37L117 38V39H116L117 41L115 40V38H114L113 40H112V39H109V38H112V37L109 36ZM137 35L140 36V37L138 36L139 39H138ZM202 35H203V36H202ZM223 35H222V36H223ZM261 35H262V36H261ZM107 36H108V37H107ZM135 36H136L135 40L132 39V38L135 37ZM143 36H144V37H143ZM240 36H241L242 38H244V39H243V40L245 41L244 46L241 45V43H242L243 41H241L242 39L240 40V38H241ZM249 36H250V35H249ZM257 36H258V38H259L258 41H259V40L261 41V39H262V42H263V43H261V42H259V43L262 44L263 48L261 47L260 44H258V41L255 40V39H257ZM142 37H143V38H142ZM151 37H152V38H151ZM154 37H155L156 39H154ZM162 37H163V38H162ZM172 37H173V38H172ZM216 37H217V40H216ZM218 37H219V38H218ZM226 37H227V38H226ZM229 37H230V36H229ZM231 37H234V36L232 35ZM246 37H247V36H246ZM253 37H255L254 40L252 39ZM102 38H103V40H102ZM104 38H106V39L108 38V39L106 40V39H104ZM165 38H167V39L165 40ZM175 38H176V39H175ZM183 38H181V40H183ZM225 38L228 39L229 41H227ZM125 39H126L127 41H124ZM149 39H152V40L154 39V40H153L154 42H153L152 40H149ZM163 39H164V40H163ZM171 39H174V41H172ZM203 39H207L208 41L204 40V41L206 42V43H205V42L202 41ZM250 39H251V40H250ZM56 40H57V37H56ZM129 40H130L131 42H133L134 45H131V43L129 42ZM139 40H140V42H143V43H140ZM147 40L150 41V42H149V46H150V47L148 46V44H146V46L149 47V49H144V50H145V52H144V50H142V49H143V48H146V47H143V46H145V45H144V42H145V43H148ZM155 40H156V42H155ZM176 40H177L178 42H177ZM212 40H213V39L211 38L210 41H212ZM249 40H250V42H252V43L247 45L246 43H247ZM134 41L136 42V44L134 43ZM146 41H147V42H146ZM151 41L153 42V45H154L155 47L152 45ZM157 41H158V42H157ZM163 41H165V43H164ZM188 41H189V40H188ZM190 41H191V44H192V38L190 39ZM190 41H189L188 44H186L185 41H182V44L184 45L183 47H186V46L188 45V46L186 47L187 49H186V48L183 49L182 46H181L182 44H181L180 46H181V48H182L183 50L186 49L185 51H187L189 47H190V48L192 47V51H193V49H194V52H195V54H196V48L193 47V44L190 45ZM213 41H214V40H213ZM230 41H231V42H230ZM121 42H120V43H121ZM183 42H185V43H183ZM197 42H196V43H197ZM200 42H202V43L200 44ZM233 42H234V43H235V42H239V43L241 42V43H240L241 46L239 47L238 43H235L237 47H234V48H233V46H235V44H234ZM250 42H249V43H250ZM106 43H107V42H106ZM109 43H111V42H109ZM109 43H108V44H109ZM122 43H121V44H122ZM137 43H138V44H137ZM150 43H151V44H150ZM155 43H156V44H155ZM158 43H159V44H158ZM221 43H222V44H221ZM253 43H255V44H253ZM256 43H257V46H256ZM166 44H167V43H166ZM242 44H243V43H242ZM245 44H246V45H245ZM116 45H117V44H116ZM116 45H115V46H116ZM142 45H143V46H142ZM151 45L153 46V48H151V47H152ZM169 45H167L166 48L169 49V50H174V51H175V48H176L177 46L172 45V46L170 47ZM185 45H186V46H185ZM189 45H190V46H189ZM223 45H224V44H223ZM249 45H255L256 47H254V46H253V47H254L255 49H256V48H258V49L255 50L252 46H249ZM5 46H6V45H5L4 41H3V39L0 38V60L3 61V62H10V61H12V60H11V59H12V55H11V53H10V48L5 47ZM113 46H114V45H113ZM127 46H128V45H126V47H127ZM133 46H134V47H133ZM180 46L177 47V48L180 49V50H177V52H178L177 55H176L177 52L171 51V52H173V54L175 53V55H176V57H175V55H174V58H175V59H176V58H179V57H181V58L183 57V55L181 56V54H180L181 52H182V53H185V51L183 52V50L180 48ZM213 46H215L216 48H218V49H220V50L217 52V51H216L217 49H216L215 47L213 48ZM247 46H249V47H251V48L249 49V47H247ZM103 47H105L104 51H103ZM110 47H111V46H110ZM120 47H121V45H120ZM123 47H124V45H123ZM142 47H143V48H142ZM157 47H158V49L161 48V47H159V46H157ZM172 47H173V49H172ZM259 47H260L261 49H260ZM140 48H141V49H140ZM164 48H165V47H163V48H161V49H164ZM166 48H165V49H166ZM190 48H189V50H188L189 53L186 52V55H187V56L185 55L186 57H190V56H192V55H190V54H193V52L191 51ZM210 48H211V47H209L208 49H210ZM236 48H239V49H237L238 51H239V50L242 51V50H244L245 48H246L247 50H244V51H243L244 53H242V52L238 53V52H236ZM240 48H241V49H240ZM243 48H244V49H243ZM252 48H253V49H252ZM165 49H164V50H165ZM167 49H166V50H167ZM105 50H107V51H105ZM128 50H129V51H128ZM164 50H158V51L155 50V53H154V54L156 55V52H157V55H158V52L160 53V51H161L162 53L165 54V55L162 54V55H163L162 59H166V55L169 54V53H171V52H170L169 50H167V54H166V50H165V52H164ZM221 50H223V51L221 52ZM248 50H249V51H248ZM259 50H261V52H258ZM111 51H112V52H111ZM111 51H109V52L111 53V55H110V54H107V55L104 57V59L106 58V60H108V59H109L108 57L110 56V59H109L108 61H110L112 64H113V63L116 64V62H117V63H122V64L125 66L127 62H130V61L127 60L128 58H127L126 56H118V55H121L122 52L118 53V52H117V49H113V50H111ZM114 51H116V53H115ZM118 51H120V50H118ZM134 51H135V52H134ZM141 51H143L142 53H144V54L147 53V54H146V55H147L146 58H144V57H145L144 54H143V57H142V53L140 54ZM149 51H148V52H149ZM168 51H169V53H168ZM179 51H181V52H179ZM209 51H210V52H209V55L211 56V55H212L211 50H209ZM231 51H232V52H231ZM250 51H251L252 53H250ZM103 52H104V53H103ZM109 52H108V53H109ZM127 52H128V53H127ZM129 52H132V53H129ZM150 52L153 53L154 51H150ZM190 52H191V53H190ZM207 52H208V51H207ZM225 52L223 53V54H224V57H226V56L228 55V54L226 55ZM112 53H113V54L115 53L114 55H115V56L117 55V56L120 57V58L126 57V59L124 58V59H125L124 61L122 60L123 62H126V63H123L122 61H121V62H118V60H121V59L118 58V57H114V55H113ZM117 53H118V54H117ZM220 53H219V54H220ZM234 53H235V54H234ZM237 53H238V54H237ZM247 53H249L250 55L247 54ZM260 53H261V54H260ZM263 53H264V52H263ZM130 54H132V55H130ZM136 54H135V55H136ZM171 54H172V53H171ZM171 54H170V55H171ZM173 54L171 55V57L173 56ZM179 54H180V55H179ZM188 54H189L190 56H189ZM195 54H194V55H195ZM233 54H234L235 56H237V57H236V58L233 57V56H234ZM122 55H123V54H122ZM135 55H134L133 58L137 57V56H135ZM170 55H169V56H170ZM178 55H179V56H178ZM197 55H195V56H197ZM209 55H208V56H209ZM221 55H220V56H221ZM149 56H150V58L152 57L150 54H149ZM185 56H184V57H185ZM228 56H229V55H228ZM228 56H227L225 59H229V61H232V62H234V63L237 62V61H240L241 64H246V66L249 65L248 63H245V61H247L249 58L246 59V60H244V59H245V57H244V59H242V60H244V62L242 61V62H243V63H242L240 59L237 58V61H233L232 59H230V56H229V57H228ZM155 57L157 58V56H155ZM164 57H165V58H164ZM171 57H168V56H167V60L170 61V60L172 59ZM184 57H183V58H184ZM114 58L117 59V61L115 60L116 62H114ZM133 58H132V59H133ZM141 58H140V59H141ZM158 58H159V57H158ZM160 58H161V57H160ZM160 58H159V59H160ZM169 58H171V59H169ZM190 58H192V57H190ZM190 58H189V59H190ZM197 58H199V56H197ZM201 58H199V60H200ZM220 58L223 59V56H221ZM220 58H219L218 60H220ZM261 58H263V59H261ZM111 59L113 60V62L111 61ZM132 59H131V60H132ZM147 59H148L149 61L145 60V61L141 62L142 65H143V63L148 62V63H146V65L148 64V67H149V66L152 67V65H150V63L152 62V64H153V63L156 62V63L158 64V67H159L160 70H161V67H163V66H165V65L168 67V69H170V71H172V70L174 71V69H177V68H178V67H177L178 65H179V68L182 69V70H187L188 67H189L188 70H189L190 73H187L188 70H187L186 72H185V71H182V72H185V73L187 74V76H188L189 74L191 75V78L185 76L186 79H188V78H189V79H192V76H193V75H192L193 73H191V70H192V69H190V65H188L190 62H191V63L194 62V63H195L194 65H196V68H195V66H192V64L190 63L191 66H192L191 68L194 67L195 69L198 70V69L201 67V68H202L201 70H203V71H201V70L199 69V70H200V73L203 72V73H201V74H198V73H199V70H198V71L196 70V72H195V73H196L195 76H197V78L195 77V80H196V79H199L200 75L204 74V71H205L204 68H203V65H204L203 63H204V62H203V61H200V62H199V60H197V61L199 62V64H201V63L203 64L202 66H201V65H198V63L195 61V60H196L195 57H193V60H192V61H191V59H190V61H189L188 58H187V59L184 58L185 60H184V59L181 60V59L179 58L181 61H183V60L186 61V60H187V61H186V62L188 63L187 65H186V64H185V65L182 64L180 61L178 62V61H177L178 59H176V60L174 59L173 61H177V62H174V63H173V61L171 60L172 63H171V61H170V63L172 64V66H171L172 68H170V67L167 65L168 63H167V64L165 63V62H168V61H165V62H164L165 65H162V64H164V63H158L161 59H160V60L157 59V60H159L158 62H157L156 60L152 59V58H151V59H152L154 62H153L151 59H149V58H147ZM194 59H195V60H194ZM202 59H201V60H202ZM212 59H213V60L215 59V60L213 61ZM222 59H221V60H222ZM257 59H258V58H257ZM99 60H100V59H99ZM136 60L139 61L138 58H136V59L133 60V61L136 62ZM141 60H142V59H141ZM141 60H140V61H141ZM150 60H151V62H150ZM221 60H220V61H221ZM102 61H103V59H102ZM108 61H105V62H107V63H103L104 65L102 64L101 60L99 61V67H100V69H101V78H100V82H101V87H102V89H103L104 91L112 90V91H114V92H116V93H119V94H130V93H137V92H139L138 90H141V89H144V88H146V87H148V86H151L152 88L155 87V91H161L160 89H162V91H163V89H165L166 91L164 90L163 92H168L167 90L171 89L169 92H173V91H174V90H173L174 88L176 89L175 91H177V88L175 87L176 82H177V83H178V81H179L180 83L185 82V83H184L185 88H186V86H187V88H188V87H189V88H192L191 90H194V92L197 91V90H195V89H193V88H200V89H202V91H199V92L197 91L196 93H198V94H200V95H203V96H211V97H212L211 102H212V104L215 106V111H216V112L221 111V110H223V111H229L233 117H235L236 115H238V111H240V108H244V107H246V105L250 102V101L248 100L249 97H254V98L264 97V76L261 74V71H262V70H261L260 72H259V71L257 72V73H259V74H257V77H256V76L254 77V79L256 78L255 80H253V77H252V76H250V78L248 79L249 76H248L247 74H246V75L248 76V77L246 76L247 79H246V78L243 79L244 76H241L242 74L239 72V70H238V68H237V67H240V66H241V64H240L239 62H237L236 64L239 63L240 65L237 66V65L235 64V67H233V66H232L233 63H232V64H230L231 67H228V68L230 69V68L233 67V70H232V71H234V72H233V75L237 74V72H239L241 75H238V74H237V76H230V75H232V74H230L229 76H226V75H228V74H226V75L223 74L224 72L227 71V70H226V71H224V72H223V71H220L221 75L223 74V75L221 76L219 73H216V71H214V69H217V68H216L217 66H216V67H215V66H212V69H211V67H209V66H211V64H209V62H208L209 66L206 67V69H207V68H210L211 70L208 69V70H206L205 72H208L209 75H207V73H205V74H204V75H205V79H204V77H203L202 79H199V80H196V81L193 80V79H192L193 81H192V80H188V81H189V82H188V81H185V80L182 81L183 78H185V77H181V76H180L181 79H180L179 77H175V76H174V78L177 79V81H176L175 79L173 80V78H172L173 76L170 77V78H171L170 80H167V79H169V75H171V74L167 75L168 77L166 76L167 79H164L165 74H162V75H164V77L160 75L161 73H164V72H163V71H164L163 68H162V72H161V73H160V71L157 72V75H159V77H161V78L163 77V78H162L163 80L160 81L159 78H157V79H158V80H157V79L155 78V77H157V75H156V71L159 70V69H158V67L156 68L155 65H153V67L156 68V71L153 70L155 73L152 71V72H153V75L155 74V75H154L155 77H153V76L151 77L150 75H152V74L149 73V74H150L149 76L151 77L150 80H147L148 77H147V78L144 77V78H146V79H144V78H135V77H134V78H130V77L127 78V74H128V72H129V69H127V66L129 67L130 65L125 66V67H126V69H125V67H124L123 65H121V64H116L117 66H116L115 64H113L114 66H112V65H110L111 63H108ZM140 61H139V62H140ZM161 61H164V60H161ZM184 61H183V63H185ZM220 61H218V62L216 61V62L219 63ZM229 61L227 60V62H229ZM84 62H86V65L83 67V69L81 70L80 73L82 74V76H84V77H86V78H89L90 76L93 75V73H92L93 70H92V67H91V64H90L91 61H84ZM103 62H104V61H103ZM131 62H132V61H131ZM139 62H136V63H135V64L138 63L137 66L134 64V65L137 67L138 71H137L136 68L133 69V62H132V64H131L132 69H131V68H130V69L133 70L134 72L137 71V72L139 73V72H140V69H141V67H142V65H140L141 63H139ZM216 62H215V65L217 64ZM225 62H226V60H225ZM225 62H224V59H223V60H222V63L220 62L221 65L218 64V65H220V68H219V66H218V68H219V69L223 68V65H225V64H224ZM247 62H248V61H247ZM249 62H250V61H249ZM251 62H250V64H251ZM263 62H264V61H263ZM175 63H178L177 66L175 65ZM229 63H231V62H229ZM106 64H107V65L109 64L107 67H110L111 70L114 69V68H115V69H118V67H120L121 69H123V71L121 70V72H122V73L125 72V73H127V74H123V75H122L120 72H118V73H120V76L122 75V77H123V78L125 77V78H124V79H121L122 77H121V78L117 77L118 74H117L116 76H114L116 70H115V71L112 70V72L114 73L113 75H112V73H110V76L112 75L113 77H110V76L107 77V75H109V74L104 73L106 69L103 70L104 72L102 71V65H103V68H105V67H106V66H105ZM127 64H129V63H127ZM159 64H160V65H159ZM173 64H174V66H176L175 68H173ZM222 64H223V65H222ZM226 64L229 65L228 63H226ZM146 65L144 64L143 67H142V69L145 68ZM180 65H181L182 67H184V69H183ZM197 65L199 66L198 68H197ZM233 65H234V64H233ZM258 65H259V66H258ZM111 66H112V67H111ZM140 66H141V67H140ZM144 66H145V67H144ZM160 66H161V67H160ZM166 66H165V67H166ZM186 66H188L187 69H185ZM236 66H237V67H236ZM244 66H245V65H244ZM246 66H245V67H246ZM253 66H252V64H251V67H252V68H254ZM107 67H106V68H107ZM113 67H114V68H113ZM139 67H140V68H139ZM148 67H146L145 69H143V70H144V73H145V70L148 69ZM151 67H150V68H151ZM153 67H152V68H153ZM165 67H164V69H165V71H166L167 69H166ZM225 67H226V65H225ZM225 67H224V68H225ZM245 67L242 68V69H245ZM251 67L248 66V68H247V67H246V68H247V69H251ZM262 67H263V68H262ZM150 68L148 69L149 72H150V70H151ZM179 68H178V69H179ZM194 68H193V71L195 70ZM213 68H214V69H213ZM234 68H235V69H234ZM236 68H237L238 71L235 72ZM240 68H241V67H240ZM110 69L107 68V70H108L109 72H110ZM124 69H125L126 71H124ZM142 69H141V70H142ZM178 69H177L176 71H178ZM180 69H179L178 72H176V71H174V72H175V73H180V72H181ZM219 69H217V70H219ZM229 69H228V70H229ZM242 69H241V70H242ZM256 69H255V70H256ZM107 70H106V71H107ZM143 70H142V71H143ZM209 70H210L211 72H210ZM255 70H254V71H255ZM118 71H120V69H118ZM133 71H132V73H133ZM142 71L140 72V74H137V76H138V75H141V76L144 75ZM148 71H147V72H148ZM170 71L167 70L165 73H166V74H167V72L170 73ZM213 71H214V72H213ZM229 71H230V70H229ZM229 71H227L226 73H228ZM232 71H231V72H232ZM245 71H247V70L245 69ZM147 72H146V73H147ZM152 72H151V73H152ZM217 72H219V71H217ZM231 72H229V73H231ZM242 72H243V71H242ZM252 72H253V70H249L248 74L250 73V75H253V76H254L256 73L254 72V74H253ZM116 73H117V72H116ZM141 73H142V74H141ZM158 73H160V74H158ZM171 73H172V72H171ZM215 73H216V74H219V76L216 75ZM234 73H235V74H234ZM246 73H247V72H246ZM251 73H252V74H251ZM129 74L131 75V73H129ZM180 74H182V73H180ZM214 74H215V75H214ZM263 74H264V73H263ZM104 75H105V76H104ZM132 75H135V73H133ZM145 75H146V74H145ZM172 75H173V74H172ZM174 75H176V74H174ZM177 75H179V74H177ZM198 75H199V76H198ZM204 75H203V76H204ZM212 75L215 76V77H213ZM243 75H244V73H243ZM259 75H262L263 78H262V76H261V78L259 77L260 79L258 80L257 78H258ZM141 76H139V77H141ZM206 76H207V78H206ZM209 76H211V77L208 78ZM217 76H218V77H217ZM239 76H240V77H239ZM193 77H194V76H193ZM238 77H239V78H238ZM241 77H242V78H241ZM153 78L156 79L157 81H156V80H152ZM251 78H252V79H251ZM148 79H149V78H148ZM179 79H180V80H179ZM250 79H251V80H250ZM178 84H179V83H178ZM178 84H177V86H178ZM181 85L183 86V83H182ZM179 86H180V84H179ZM156 87H158L159 90L156 89ZM180 87H181V86H180ZM152 88H151V89H152ZM182 88H183V87H182ZM182 88H181L180 91H182ZM151 89L148 88V90L146 89L145 91H149V90H151ZM178 89H179V87H178ZM152 90H153V89H152ZM172 90H173V91H172ZM186 90H187V89H186ZM189 90H190V89H189ZM191 90H190V91H191ZM178 91H179V90H178ZM183 91H184V89H183ZM236 128H237V130H236L235 132H222V134H220V135L216 138V140H215V148H214V152H213V154H212L211 166H213V170H212V171H213L214 177H216L217 180H219V178H220V181H218V182L221 184V187H224L225 189H226V188H229V183L227 182V180H226L225 178L220 177V176H222V174H224L225 171H227V169H228V167H229V164H231V163L233 164V163H235V162H237V161H244V168H245L246 172H247L249 175H251L254 179L258 180V181L261 182V183H264V114L261 115V116H259V117H258V116H256V117L252 116V117H250V118L244 120V122L239 123V124L236 126ZM229 217H230V218H229V221H230V227H229V228H230V233H232L233 235H244V236H248V235H256L257 232H258V234H259V232L264 233V229H263V227H262V225H261L260 223H257V222H255L254 224H248V223H246V221H244V220L242 219V215H241L239 212L235 211V210H234L233 212L229 213ZM228 226H229V225H228Z\"/></svg>","mask_w":264,"mask_h":264}]
</instances>
